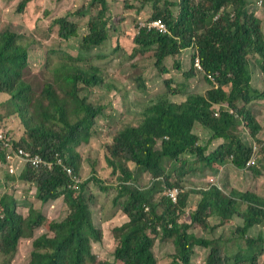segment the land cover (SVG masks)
<instances>
[{
    "label": "trees",
    "instance_id": "1",
    "mask_svg": "<svg viewBox=\"0 0 264 264\" xmlns=\"http://www.w3.org/2000/svg\"><path fill=\"white\" fill-rule=\"evenodd\" d=\"M33 1L22 0L18 11L25 12ZM138 1L139 7L134 4L127 7L140 13L152 6L154 16L147 23L160 19L169 32L161 34L148 26H139L132 38L135 53L154 48V66L160 73H167L165 59L177 55L185 60L181 51L188 50L191 70L184 77L195 78L202 74L206 86L196 88L180 102L164 98L151 101L140 123L121 129L108 146V164L119 181L118 194L112 202L117 211L123 212L118 215L126 216L114 230L118 242L110 259L99 258L92 249L93 242L99 243L103 237L94 222L95 194L88 191V186L96 184L102 191L111 188L97 175L82 183L74 177L81 168L77 148L83 140H90L95 119L103 111L102 107L94 108L80 94L86 88L105 86L101 64L90 65L92 57L89 55L96 47L104 51L108 43H112L116 51L120 49L118 40L109 36V28L114 24L110 0H91L88 5L97 11L92 15L84 13L83 8L74 13L72 19L69 16L56 18L54 24L61 39H79L80 56L60 60L53 69V80L40 93L23 77L35 40L11 30L0 32V94L9 96L7 103L16 104L18 110L14 114L26 129L24 135L16 133L14 138L7 132V136L11 137L13 147L24 148L44 159L39 168L19 163L21 178L36 188V198L42 203L39 210L31 206L28 218L24 219L16 212L14 198L0 199V256L6 258V264L18 253L24 226L34 231L46 224L51 217L45 212V205L60 198L65 199L70 211L63 219L49 223L55 235L50 240L35 242L36 249L29 264H158L155 239L174 246L175 252L167 255L168 264H193L196 246L210 247L206 264L247 261L255 264L264 239L262 235L246 236L256 226H264V198L238 190L228 195L212 183L207 187L191 185L186 189L182 178L195 175L194 172L215 171L214 165L222 161L231 162L233 167L228 170H243L252 158L258 161L257 166H251L254 174L259 176L261 168L264 170L261 161L264 142H259L257 150L241 140L238 130L241 120L236 113L237 102L250 104L264 97V89L258 90L252 84L258 69L264 75V36L259 31L257 0ZM161 4L162 9L158 7ZM74 18L88 19L89 32L83 34ZM253 56L261 57L258 66L252 61ZM198 58L202 72L195 66ZM114 84L106 86L120 91ZM230 85L228 94L224 87ZM180 87L183 86L168 92L177 95ZM137 88L139 93L147 89L142 83ZM32 108H36L34 113L30 111ZM243 110L250 119L247 125L259 131L260 125L250 111ZM0 146V158L8 163L7 153L12 151L4 148L3 141ZM131 163L136 164L135 170ZM173 173L177 175L174 180ZM144 174L151 175V183H140ZM172 189L179 190L176 202L168 196ZM191 193L198 194L199 202L190 212V222H182L180 219L186 212ZM212 216L220 221L239 217L242 223L238 232L247 240V249L228 258L216 240L191 231L193 224L210 230L208 219Z\"/></svg>",
    "mask_w": 264,
    "mask_h": 264
},
{
    "label": "rangeland",
    "instance_id": "2",
    "mask_svg": "<svg viewBox=\"0 0 264 264\" xmlns=\"http://www.w3.org/2000/svg\"><path fill=\"white\" fill-rule=\"evenodd\" d=\"M22 0H0V32L11 30L23 34L27 39L35 40L30 52V62L24 70L23 77L30 83L36 92H42L44 87L53 80V69L60 60L68 56L78 58L81 51V43L78 38L70 40L61 39L57 33L54 21L58 17H74V13L83 9V12L92 15L97 12L90 8L91 0H35L26 8L25 12L20 13L18 6ZM176 2L177 0H170ZM113 11L110 14L114 18V24L109 28V36L119 42V50H115L112 43H108L104 51L100 47L93 49L89 55L94 62L100 63L105 72V86L86 88L82 90L81 97L85 99L94 108L102 107V113L95 119L96 124L91 129L92 136L89 141L83 140L78 146L80 154L81 168L78 175L74 174L75 179L79 182H85L93 176H98L105 184H109L108 191H102L98 185L91 184L88 191L94 196L92 205L94 222L96 227L100 228L103 240L99 243L93 242V252L100 258L110 259L118 242L115 238L114 230L126 218L119 216L113 205L112 200L117 196L119 181L114 170L108 164L107 153L108 146L114 142V136L121 129L127 126H137L141 121V116L146 106L153 100L164 98L173 102L185 100L188 94L196 88L201 89L206 86L202 74L197 77L185 79L184 74L190 72L191 64L189 56L185 55V60L180 56L168 57L165 59L164 66L167 73H160V70L154 66V48L145 53H135L132 45V38L139 31V26L146 23L149 18L154 16V9L145 7L138 13L137 9H130L128 4H134L137 7L141 5L138 0H110ZM86 6V7H84ZM159 5L158 7L162 9ZM256 6L259 8L258 25L260 35L264 36V0H257ZM111 10V9H110ZM141 14V18H139ZM147 14V15H145ZM79 24L80 31L83 34L89 32L88 19L74 18ZM117 48V45H116ZM183 53V52H182ZM81 65L84 62H80ZM196 75V74H195ZM117 83V84H114ZM142 83L147 87L145 92H138V84ZM111 84L120 87L110 90L106 85ZM252 84L256 89H264V75L261 70H257L253 75ZM180 87L177 95L169 93L168 90H175ZM231 85L225 86L224 90L230 94ZM7 94H0V115H7L8 112L18 110L16 104L6 101ZM237 116L240 118L239 133L241 140L247 145L258 150L259 142H264V97L252 101L250 104H244L243 101L237 102ZM247 108L255 122L260 125V130L255 131L249 124V116L242 109ZM31 113L36 111L32 108ZM73 115L72 119L75 120ZM8 120V118H7ZM22 120V119H21ZM25 126L18 117L9 120L4 124L0 123V133L7 132L16 137L25 134ZM207 137V136H206ZM205 137V138H206ZM11 138L7 136V139ZM220 143V142H217ZM160 144V143H159ZM158 144V146H159ZM217 145V144H216ZM213 148H215L213 146ZM109 155V154H108ZM261 161L264 162V157ZM227 162V161H226ZM220 162L214 165L215 171L207 170L204 173L194 172L195 175L182 178L184 188L189 189L191 185L207 187L212 183L217 185L222 192L230 195L233 190L242 192H253L264 198V170L261 168V174L257 176L251 169V166L258 164V161L252 158L248 166L243 170L227 169L232 168L231 162ZM132 169H136V164L131 163ZM188 167V166H186ZM169 168V167H168ZM177 175L173 173L172 180ZM152 182L150 174H144L140 183L142 185ZM7 191L4 190L3 197L11 196L17 202L16 212L23 215L26 219L30 212V207L39 210L42 203L36 198V188L29 182H26L20 175H14L13 180L5 183ZM86 191V192H88ZM1 195V194H0ZM1 195V196H2ZM86 195V193H85ZM87 196H90L88 192ZM1 197V198H3ZM0 198V199H1ZM199 202L198 194L191 193L188 206L185 213L180 219L182 222H190V212L194 211ZM1 206V200H0ZM50 220L43 226L37 227L34 231L24 226L23 236L19 243V249L16 257L8 264H29L32 259V252L36 249L38 239H51L55 235L49 223L52 220L63 219L70 211L65 199L60 198L51 201L44 207ZM211 229L205 230L199 225H192L191 231L197 236L205 237L210 240H216L219 248L223 250L228 258L247 249V240L240 237L238 226L242 220L235 216L230 220L220 221L217 217H209ZM262 235L264 239V226H256L251 229L248 237ZM154 250L158 258V264H168L169 253H174V246L168 241L155 239ZM260 254L256 256L255 264H264V241L260 242ZM209 248L196 246L193 264H206ZM6 258L0 256V264L5 263ZM241 264H251L242 262Z\"/></svg>",
    "mask_w": 264,
    "mask_h": 264
},
{
    "label": "built area",
    "instance_id": "3",
    "mask_svg": "<svg viewBox=\"0 0 264 264\" xmlns=\"http://www.w3.org/2000/svg\"><path fill=\"white\" fill-rule=\"evenodd\" d=\"M142 26H148L149 29H155L161 34L168 33V26L160 19H156L154 21H151L149 23H144ZM196 67L198 69H201L200 60L196 59L195 63ZM0 141H3L5 143V149L8 151H12L11 153H7V161L9 164V171L10 173L14 175H19V163L25 162L30 164L31 166L35 168H39L44 164V159L37 154H33L32 152H29L25 150L24 148H15L13 147L14 144L12 143V139L8 138L7 135L3 132L0 133ZM70 173L73 172V169L68 170ZM179 194L178 189H172L169 190L168 196L176 202L177 196Z\"/></svg>",
    "mask_w": 264,
    "mask_h": 264
},
{
    "label": "crops",
    "instance_id": "4",
    "mask_svg": "<svg viewBox=\"0 0 264 264\" xmlns=\"http://www.w3.org/2000/svg\"><path fill=\"white\" fill-rule=\"evenodd\" d=\"M111 3V2H110ZM111 12L113 11V7H111ZM183 52L184 56L188 53V50H183L181 51ZM182 59L184 58L183 56L181 57ZM261 57L260 56H253L252 57V61L255 63L256 66L259 65V61H260ZM9 99V96L7 95L6 101ZM8 104V103H7ZM14 112H8L9 114L7 115H0V119L3 118L4 120L1 121V124L6 123L9 120L15 119L18 115L14 114L16 112V110H13ZM8 118V120H7ZM142 119V117H141ZM7 120V121H5ZM0 152H1V146H0ZM14 176L11 175L8 171V164L5 163L4 161L1 160L0 158V194L2 195L4 190L7 191V185H5L6 182H8L9 180H13ZM0 198L3 197V195Z\"/></svg>",
    "mask_w": 264,
    "mask_h": 264
},
{
    "label": "clouds",
    "instance_id": "5",
    "mask_svg": "<svg viewBox=\"0 0 264 264\" xmlns=\"http://www.w3.org/2000/svg\"><path fill=\"white\" fill-rule=\"evenodd\" d=\"M199 59V58H198ZM195 63H196V61H195ZM200 65H201V63H200ZM196 66V65H195ZM197 68V67H196ZM197 70L198 71H200V72H202V70H203V68H202V65H201V69H198L197 68ZM212 81H214V79H211ZM8 164V163H7ZM8 166H9V164H8ZM8 171H9V167H8ZM9 173H10V171H9ZM11 175H13L14 176V174H12V173H10ZM19 175H21V171H19Z\"/></svg>",
    "mask_w": 264,
    "mask_h": 264
}]
</instances>
